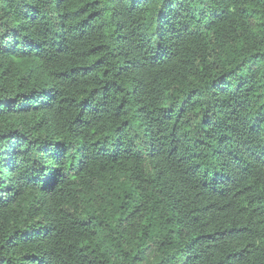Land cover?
Returning <instances> with one entry per match:
<instances>
[{"label": "trees", "instance_id": "1", "mask_svg": "<svg viewBox=\"0 0 264 264\" xmlns=\"http://www.w3.org/2000/svg\"><path fill=\"white\" fill-rule=\"evenodd\" d=\"M0 264H264V0H0Z\"/></svg>", "mask_w": 264, "mask_h": 264}]
</instances>
